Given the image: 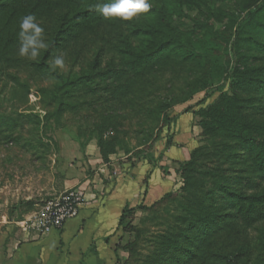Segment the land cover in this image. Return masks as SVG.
Returning a JSON list of instances; mask_svg holds the SVG:
<instances>
[{"label": "rangeland", "instance_id": "1", "mask_svg": "<svg viewBox=\"0 0 264 264\" xmlns=\"http://www.w3.org/2000/svg\"><path fill=\"white\" fill-rule=\"evenodd\" d=\"M236 1L231 0L234 18L230 21L226 17H204L208 11L221 12L222 5L214 0H148L150 9L131 19L104 17L81 31L70 26L55 40L48 67L43 68L46 73L51 69L68 79L61 87L27 64L45 52L58 30L63 9L35 20L42 32L26 54H20L24 42L14 41L7 49L0 44V256L5 259L6 242L16 234L30 232L25 223L30 212L63 191L76 190L60 189L67 176L84 179L101 175L103 169L110 175L119 172L123 164H137L140 157L149 163L156 160L163 144L158 138L165 135L171 118L180 117L178 112L185 111L190 116L194 112L192 132L198 145L219 141L210 140L203 133L198 108H206L222 92L241 99L248 96L235 89L233 78H226L238 55L245 56L248 48L242 42L248 36L247 29L236 43L235 30L246 13L236 9ZM164 8L171 14L170 25L179 39L183 34L180 42L166 63L149 70L139 69L138 73L129 72L132 66L122 64L124 54L147 45L146 38L135 35L134 30L154 25L155 12ZM6 24L0 26L9 27L10 33L1 37L14 39V33H21L20 25ZM258 41H262L259 36ZM58 57L63 59V67L54 64ZM260 60L258 53V63ZM110 69L123 73L118 79L102 81L97 74ZM90 74L92 80L70 84L71 80ZM202 83L205 87H201ZM257 95V101L246 104L242 111L246 118L264 124V94ZM99 137L115 138V151L107 160L99 152ZM227 143L231 148L217 160L224 172L231 158L244 154L242 146ZM189 157L190 152L186 160ZM160 167L164 178L170 177L166 179L168 188L128 213L116 243L115 264H161L162 242L169 233L179 234L178 242H189L198 236L179 221L183 215L181 163ZM212 237L207 239L214 242L210 251L237 254L238 264H264V223L253 227L235 223Z\"/></svg>", "mask_w": 264, "mask_h": 264}, {"label": "trees", "instance_id": "2", "mask_svg": "<svg viewBox=\"0 0 264 264\" xmlns=\"http://www.w3.org/2000/svg\"><path fill=\"white\" fill-rule=\"evenodd\" d=\"M245 1L237 0L235 3L239 12H246L237 24L235 35L238 39L236 43H239L242 31L247 29L248 36L243 38L242 42L248 48L245 50V56L238 55L226 78H233L235 89L248 96L241 99L235 94L229 95L222 92L216 101L206 108L199 106L198 113L201 116L200 125L203 133L210 140L217 138L219 141L208 146L196 144L190 151L189 159L179 161L182 165L181 172L184 180L180 205L183 215L179 221L185 223L198 236L189 242L187 240L178 242L181 236L169 233L164 239L165 242H162L161 264H238L237 254L233 256L234 254L230 252L210 251L214 242H207V239L231 229L235 223L248 227L264 223V124L246 118L242 111L246 104L257 101L258 93L264 94V0L259 2L248 0L249 3L246 5ZM112 2L114 0H0V23H4L5 26L10 22L20 25L26 16L31 15L36 20L43 15H49L54 10L63 9V15L57 26L58 30L54 32L53 39L45 52L37 60L27 64L54 79L61 87L68 79L56 71L49 69L46 73L47 69H43L48 67L47 60L51 55V47L56 44L55 40L61 38L70 26L80 31L90 28L95 22L104 18L97 5ZM214 2L222 5L221 12L208 11L204 13V17L211 19L226 17L227 21L234 18V13L230 11L231 0H214ZM242 5L245 6L242 7ZM227 6H230L229 12ZM155 14L157 21L154 25L134 30L135 35L146 38L147 45L133 48L131 52L124 54L122 64L132 66L129 72L138 73L140 70H149L166 63L170 60L173 48L182 38L183 34H180L179 39L177 31L171 27V14L166 8ZM3 27L0 26V44H4V49L11 46L14 41L16 44L24 42L18 33H14V39L1 37L10 33L9 27ZM258 36L262 38V41H258ZM258 53H261L259 63ZM122 73L123 70L110 69L97 75L105 81L109 78L118 79ZM92 77L91 74L81 75L71 80L73 82L70 84L76 85L82 81H90ZM204 85L205 83H202L201 87H205ZM62 96L64 95L60 97ZM58 99L60 102V98ZM204 100L208 102V97ZM60 103L62 104L63 100ZM182 113L185 111L178 112L177 115ZM194 115L193 112L191 117ZM175 121V117L171 118L167 122L165 135L158 138L159 141H164L162 151L172 145V137L176 131ZM37 123H40L39 118ZM227 141L233 143L234 147L242 146L244 154L242 157L231 158L228 170L224 172L223 166L217 165V160L231 148ZM97 143L102 158L107 160L109 154L115 151V138L99 137ZM161 154L162 152L160 156ZM141 205L142 202L134 205L128 202L124 206L118 218L116 241L121 238L128 213ZM218 218L222 220L218 222ZM226 219L229 222H224ZM116 243L111 247L114 255L113 264L118 260ZM170 253L173 254L170 256Z\"/></svg>", "mask_w": 264, "mask_h": 264}, {"label": "crops", "instance_id": "3", "mask_svg": "<svg viewBox=\"0 0 264 264\" xmlns=\"http://www.w3.org/2000/svg\"><path fill=\"white\" fill-rule=\"evenodd\" d=\"M172 145L162 151L152 163L140 157L137 164H123L119 172L88 175L78 179L67 176L60 189L75 187L81 194L78 214L68 219L60 230L37 235L23 232L6 242L5 259L0 264H113L111 247L116 241L118 218L124 206L148 201L166 191L168 184L161 165L188 158L197 144L192 132V117L179 115ZM162 152L161 156L160 153ZM160 160V161H159ZM3 254V252H2Z\"/></svg>", "mask_w": 264, "mask_h": 264}, {"label": "built area", "instance_id": "4", "mask_svg": "<svg viewBox=\"0 0 264 264\" xmlns=\"http://www.w3.org/2000/svg\"><path fill=\"white\" fill-rule=\"evenodd\" d=\"M82 204L81 194L76 190H66L57 197L44 201L30 212L25 220L30 231L37 235L60 230L64 223L75 217Z\"/></svg>", "mask_w": 264, "mask_h": 264}, {"label": "clouds", "instance_id": "5", "mask_svg": "<svg viewBox=\"0 0 264 264\" xmlns=\"http://www.w3.org/2000/svg\"><path fill=\"white\" fill-rule=\"evenodd\" d=\"M150 7L151 4L148 0H114L112 3L97 5V8L104 17H120L123 19H131L139 12H147ZM20 27V35L24 41L20 48V54L24 55L27 53L28 47L36 42L42 29L35 23V18L31 15L23 18ZM29 30H32V34H29ZM35 54V51H33L32 55L35 56ZM54 64L63 67V59L60 57L56 58Z\"/></svg>", "mask_w": 264, "mask_h": 264}]
</instances>
